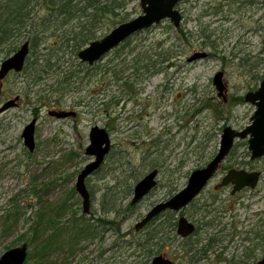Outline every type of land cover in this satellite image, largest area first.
<instances>
[{
	"label": "rangeland",
	"instance_id": "374dc122",
	"mask_svg": "<svg viewBox=\"0 0 264 264\" xmlns=\"http://www.w3.org/2000/svg\"><path fill=\"white\" fill-rule=\"evenodd\" d=\"M242 1L187 0L178 6L187 16L180 28L165 19L137 32L92 66L80 60V49L142 14L140 1L122 0L125 6L117 8L116 14L75 17L58 28L50 16L54 13L50 0L34 2L30 19L33 27L44 32L30 48L26 68L10 73L0 86V107L20 95L17 107L0 112V257L10 248L29 243V227L40 210L38 198H32L36 188L46 191L43 197L48 205L67 201L72 208L63 218L84 214L75 183L91 160L86 148L95 125L110 132L112 147L102 171L86 179L90 194L95 195H91L90 213L99 214L100 194L106 185L131 174L135 187L150 170L160 171L157 187L124 214L121 234L126 236L138 231L135 225L153 206L182 190L193 171L213 159L226 126L242 130L250 125L256 106L245 95L258 89L264 79V5L254 2L248 6V0ZM90 34L95 38L78 49L80 38ZM183 35L188 36L187 41L181 39ZM27 39V34L17 37L14 47ZM9 48L0 51V65L14 54ZM198 51L207 52L208 57L187 63ZM169 55L177 58L158 63ZM150 61L163 63L162 70L144 69L145 64L153 67ZM220 70L226 100L218 96L213 83ZM51 111L71 115L58 118ZM34 119L36 147L30 152L21 134ZM248 145V138L237 139L204 191L183 211L174 212L176 220L185 214L197 223V230L185 241L180 237L172 240L161 255L178 264H239L261 259L264 157L252 159ZM117 157L120 160L115 163ZM233 168L261 171L257 187H247L236 195L231 194V186L214 190ZM14 202H20L27 212L7 233L1 217ZM116 236L114 230L106 231L102 246L99 240L82 239L73 251L63 249L52 260L105 264L98 256L106 250L111 264ZM187 243L206 251L192 259L182 252Z\"/></svg>",
	"mask_w": 264,
	"mask_h": 264
},
{
	"label": "trees",
	"instance_id": "16d2710c",
	"mask_svg": "<svg viewBox=\"0 0 264 264\" xmlns=\"http://www.w3.org/2000/svg\"><path fill=\"white\" fill-rule=\"evenodd\" d=\"M35 1L5 0L4 4L0 3V51L4 50L5 46H8V48L10 47L9 50L15 53L27 40L30 42V48L39 43V33L44 32V30H40L37 26L33 27V22L30 19V14L35 8L33 6ZM251 1L253 3L261 2L264 5V0H248V3ZM50 5L51 10L54 11V13L50 14L51 18H53V26L57 28L58 26L68 24L75 17L96 18V16L100 15L116 14L117 8L125 6L122 0H50ZM125 17L123 20L126 19ZM24 34H27L28 39L20 46L14 47L16 38ZM84 36L77 43L78 49L95 38L93 34ZM183 38L187 41L188 36H181V39ZM129 39H126L124 42ZM175 58H177V55H169L164 57L162 61L159 60L158 63H166V61ZM28 59L29 56L24 68H26L30 61ZM150 63L153 66L152 68H150L149 64H145L143 68L156 72L162 70L164 66L163 63L162 65L155 64L152 61ZM170 64L174 65L173 62ZM118 160H120V157L116 158L115 163ZM103 166L94 174L102 171ZM132 178L130 174L125 180L119 179V182L108 184L103 188L100 194L99 205L101 207L99 214H97L98 212H93L90 215L83 214L78 216L72 213L67 218H63V216L72 208L68 206L67 201L56 206L48 205L44 202L43 197L46 191L43 192L40 188H36L32 198H38L37 205L40 210L35 213L34 220L29 227L31 236L28 238V246L30 251H28L29 255L25 263L28 264V261L31 260L33 264H58L52 260L53 256L58 252L63 251V249L73 251L82 239H87L91 242L99 240L102 246L104 233L114 230L117 238L112 245L114 249L110 257V259H113L111 264H151L155 255L161 254L167 244H170L172 240L175 241L179 237L174 232L177 230L178 225L175 218L176 213L166 210L160 216L155 217L142 230L127 233L129 237L121 234L124 214L131 212L135 206L129 201L134 189V184L131 183ZM136 181H138V178H136ZM91 195L95 196L94 192H91ZM33 205V203H28V206L32 207ZM26 212L27 210L23 208L20 202H14L9 209H4L1 217L3 231L7 233L12 232L19 219ZM163 216V220L158 221ZM61 220H64V222ZM171 233L172 235L174 234L173 237ZM262 238L264 240V235H262ZM186 247L182 252L189 254L192 259L198 253L206 251L205 247L198 248L194 244L187 243ZM106 253L107 251L105 250L98 257H103L106 261L105 264H108V259L105 257ZM239 264L259 263L258 261H252L251 263L240 262Z\"/></svg>",
	"mask_w": 264,
	"mask_h": 264
},
{
	"label": "water",
	"instance_id": "95a60500",
	"mask_svg": "<svg viewBox=\"0 0 264 264\" xmlns=\"http://www.w3.org/2000/svg\"><path fill=\"white\" fill-rule=\"evenodd\" d=\"M141 3L142 14L132 18L131 20L123 21L118 26L112 28L101 39L93 40L86 47L80 49L78 57L84 63L92 66L102 57L117 48L126 39L132 37L135 33L144 31L153 27L155 24L163 22L165 19H169L175 28H179L182 23V14L178 9V5L182 0H139ZM30 54V42L27 40L24 42L16 52L8 57L0 65V86L3 79L7 77L10 72L23 71L27 57ZM206 52H200L193 54L187 60L193 62L199 58H206ZM224 72L220 70L214 78L213 83L218 90V96L223 97L226 100V84L223 82ZM20 95L15 98H10L0 107V112H5L10 108L17 107ZM245 100L249 103L255 104L256 109L254 115L251 117V123L242 130H237L232 126H226L223 129L220 148L214 155L213 159L208 162L203 168H199L193 171L188 178V183L182 190L178 191L171 198L164 200L146 213V215L135 226L136 230H142L148 223H150L155 217H158L163 211L169 210L174 212H180L185 207L190 205L196 197H198L204 187L214 178V175L220 169L219 167L227 158V156L234 149V144L237 139L248 138L249 149L251 150L252 159L264 157V79L261 82L258 89L249 91L245 95ZM52 115L58 118L67 117L71 115L68 111L54 112ZM36 120L30 121V123L24 128L22 136L24 138V144L32 152L35 145V128ZM90 144L86 148V153L91 157V160L86 163L84 169L78 174L75 186L78 194L83 199L84 213L88 214L91 210V196L86 185V179L93 175L105 162L107 155L110 154L112 141L110 132L106 129L95 125L90 130ZM160 171L157 168L150 170L148 174L143 176L138 182H136L133 189V198L131 203L136 205L143 198L148 196L151 191L157 186V178ZM260 171H248L247 169H230L223 180L215 185V188H222L232 185V195L242 191L244 188L255 189L260 181ZM177 233L183 238L192 235L196 230V225L189 221L184 215L178 219ZM28 243L15 246L4 252L0 257V264H26V260L29 255ZM264 252V249H263ZM259 264H264V254ZM151 264H177L170 258L161 254L155 255Z\"/></svg>",
	"mask_w": 264,
	"mask_h": 264
},
{
	"label": "flooded vegetation",
	"instance_id": "af4514ba",
	"mask_svg": "<svg viewBox=\"0 0 264 264\" xmlns=\"http://www.w3.org/2000/svg\"><path fill=\"white\" fill-rule=\"evenodd\" d=\"M186 1H187V0H182V1L180 2V5H181V4H184ZM188 1H189V0H188ZM240 1L243 2L242 0H240ZM250 3L253 4V1H251V2H249V3H248V1H245V5H248V6H249ZM178 6H179V5H178ZM179 10L181 11V14H182V23H184L185 21H187V16H186L184 10H181V9H179ZM182 23H181V24H182ZM200 52H205V51H200ZM206 53H207V52H206ZM194 54H195V53H194ZM192 55H193V54H192ZM192 55H190V56H192ZM190 56H189V57H190ZM189 57H188V58H189ZM207 57H208V53H207ZM188 58H187V60H188ZM187 60H186V61H187ZM193 62H195V61H193ZM12 72H13V71H12ZM12 72H10V73H12ZM10 73H9V74H10ZM9 74H8V75H9ZM8 75H7V76H8ZM6 78H7V77H6ZM6 78H5V79H6ZM3 80H4V79H3ZM232 151H233V150H232ZM232 151H231V152H232ZM221 165H222V164H221ZM220 167H221V166H220ZM220 167H219V168H220ZM233 169H234V168H233ZM245 170H246V169H245ZM248 171H249V170H248ZM257 171H259V170H257ZM217 172H218V171H217ZM260 172H261V171H260ZM214 176H215V175H214ZM260 176H261V175H260ZM223 177H224V176H223ZM223 177H222V178H223ZM260 179H261V178H260ZM222 180H223V179H222ZM209 183H210V182H209ZM157 185H158V184H157ZM216 185H217V184H216ZM229 186H231V189H232V185H229ZM156 187H157V186H156ZM256 187H257V186H256ZM204 188H205V187H204ZM222 188H224V187H222ZM218 189H220V188H218ZM244 189H247V188H244ZM244 189H243V190H244ZM203 190H204V189H203ZM214 190H217V189L214 187ZM232 190H233V189H232ZM232 190H231V194H232ZM243 190H242V191H243ZM202 192H203V191H202ZM239 192H241V191H239ZM237 193H238V192H237ZM90 195H91V194H90ZM235 195H236V194H235ZM170 198H171V197H170ZM196 198H197V197H196ZM196 198H195V199H196ZM168 199H169V198H168ZM195 199H194V200H195ZM193 202H194V201H192V203H193ZM192 203H191V204H192ZM191 204H190V205H191ZM188 206H189V205H188ZM188 206H187V207H188ZM185 208H186V207H185ZM183 210H184V209H183ZM183 210H181V211H183ZM181 211H180V212H181ZM90 212H91V211H90ZM163 212H164V211H163ZM171 212H172V211H171ZM178 213H179V212H178ZM184 215H185V214H184ZM184 215H181V216H184ZM159 216H160V215H159ZM181 216H179V217H181ZM185 216H186V215H185ZM178 219H179V218H178ZM178 219H177V223H178ZM189 221H191L192 223H194V222H193L192 220H190V219H189ZM194 224L196 225V230H197V223H194ZM177 227H178V225H177ZM142 229H143V228H142ZM196 230H195V232H196ZM139 231H140V230H139ZM176 232H177V230H176ZM195 232H193L192 235L187 236V237H185V238H189V237L195 235ZM177 234H178V233H177ZM178 236H179L180 238H182V239L185 240V238H183L182 236H180V234H178ZM263 249H264V248H263ZM262 257H263V256H262ZM262 257H261V258H262ZM260 260H261V259H260ZM260 260H259V261H260ZM173 261H174V260H173ZM174 262H175V261H174ZM175 263L178 264L179 262L176 261Z\"/></svg>",
	"mask_w": 264,
	"mask_h": 264
}]
</instances>
